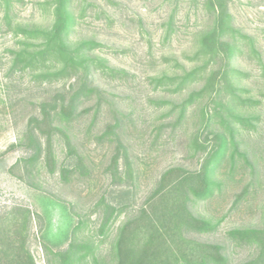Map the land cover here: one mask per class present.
I'll use <instances>...</instances> for the list:
<instances>
[{
	"label": "rangeland",
	"instance_id": "374dc122",
	"mask_svg": "<svg viewBox=\"0 0 264 264\" xmlns=\"http://www.w3.org/2000/svg\"><path fill=\"white\" fill-rule=\"evenodd\" d=\"M44 1L0 0V208L23 203L41 211L46 202L58 204L70 223H84L76 236L82 240L98 228L94 206L111 189L129 187L128 208L97 239V256L114 264L117 229L137 214L163 172L197 171L221 147L211 195L189 205L217 229L190 237L222 246L227 264L251 259L255 249L235 246L227 234L261 227L264 215V0H228L234 29L229 40L237 48L229 64L233 72L192 100L222 65L216 60L206 73L179 83L185 72L205 62L194 58L209 23L205 0H74L76 17L84 2L91 6L68 31L67 45H95L81 52L89 60L84 73L63 75L51 60L25 70L13 62L23 42L38 43L24 41L20 26L49 28ZM83 84L94 92L78 97L70 119L55 118L60 131L52 139L54 171L46 169L42 157L32 165L19 162L31 120L41 117L44 106L69 102ZM67 142L81 166L72 164L74 172L62 179L61 164L72 163ZM66 221L57 224L58 233ZM38 230L34 222L29 249L35 264H49Z\"/></svg>",
	"mask_w": 264,
	"mask_h": 264
},
{
	"label": "trees",
	"instance_id": "16d2710c",
	"mask_svg": "<svg viewBox=\"0 0 264 264\" xmlns=\"http://www.w3.org/2000/svg\"><path fill=\"white\" fill-rule=\"evenodd\" d=\"M73 3L74 0H46L41 5L50 11L49 28L19 27L24 41L35 39L38 43H22L14 54L13 62L16 66H20L22 70L32 69L39 63L51 60L59 64L57 75L69 71L74 74L85 72L89 60L81 52L85 47H93L95 43L83 41L76 49H70L66 41L68 31L91 5L84 2L76 17L72 10ZM227 3L228 0L204 1V6L209 11V23L207 30L200 35L194 58H202L205 62L202 66L185 72L179 78V83L182 85L206 73L216 60L222 65L216 72L209 73L206 86L194 93L190 100L200 96L211 85H220L232 71L229 64L237 48L229 40L234 29ZM2 6L5 9L8 7L5 1ZM93 92L92 88L83 84L69 102L55 105L51 109L44 106L41 117L31 120L28 143L19 162L32 165L42 157L46 169L52 173L56 166L52 139L60 131L54 124L55 118L59 121L70 119L74 115L78 97L88 96ZM237 121L245 120L237 118ZM217 137L221 138L219 134ZM220 140L222 143L223 140ZM66 146L72 163L67 160L61 164L59 173L62 179L74 172L72 164L81 166L70 143L67 142ZM220 148L214 150L197 171L174 167L163 172L137 214L125 220L117 229L111 248L114 264L228 263L222 246L197 242L190 237L193 234L213 233L217 229V224L212 221L196 217L189 205L193 200L205 199L211 195L215 186L211 179L213 164L219 159ZM130 199L129 187L111 189L107 197H103L94 206L93 214L98 217V228L93 233H84L82 240L76 236L82 232L84 223L81 220L70 223L65 208L58 204L46 202L41 211H34L23 203L3 206L0 208V264H35L29 249L34 222L39 224V239L44 244L49 264H105L104 259L97 256L100 247L97 239L110 232L114 221L128 208ZM64 215L68 222H65V228L58 233L55 228L60 222L64 224ZM227 235L235 246L255 249L251 259L239 264H264V215L261 227L234 229Z\"/></svg>",
	"mask_w": 264,
	"mask_h": 264
}]
</instances>
